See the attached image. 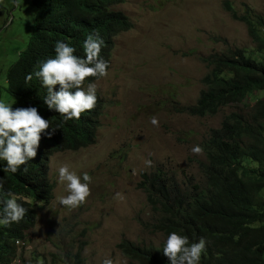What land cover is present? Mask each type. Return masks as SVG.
<instances>
[{
	"label": "rangeland",
	"instance_id": "1",
	"mask_svg": "<svg viewBox=\"0 0 264 264\" xmlns=\"http://www.w3.org/2000/svg\"><path fill=\"white\" fill-rule=\"evenodd\" d=\"M226 1L238 14L246 7L264 12V0H125L117 5L132 27L114 39L108 76L93 82L103 101L95 142L49 157L53 197L26 240L17 242L12 264H52L53 254L63 258L82 244L87 264H102L105 258L133 264L119 249L123 241L157 247L165 242L164 235L145 228L153 217L137 188L141 173L164 167L180 180L199 179L198 162L205 158L193 154L192 147L201 146L210 130L237 109L226 107L216 116L200 118L175 112L173 106L197 102L207 72L203 57L231 47L264 59V50L256 52L244 24L225 10ZM35 14L31 0H0V100L10 105L14 98L6 91V71L25 49L34 25L28 20ZM262 97L249 96L238 107H252ZM153 117L158 127L151 124ZM149 160L151 166L145 163ZM62 164L81 177L84 172L92 177L91 195L75 209L59 204L68 194L58 180Z\"/></svg>",
	"mask_w": 264,
	"mask_h": 264
},
{
	"label": "trees",
	"instance_id": "2",
	"mask_svg": "<svg viewBox=\"0 0 264 264\" xmlns=\"http://www.w3.org/2000/svg\"><path fill=\"white\" fill-rule=\"evenodd\" d=\"M124 1L31 0L36 8L31 36L6 71V91L14 98L13 109L34 106L51 127L59 128L51 138L47 133L42 135L36 157L17 173L5 171L6 162L0 160V200L10 198L6 193L11 192L18 197V203L29 209L19 223L0 225V264H12L17 242L26 240V232L53 197L49 157L92 145L103 108L97 95L93 111L83 113L80 120L64 123L63 117L44 104L47 89L34 73L45 60L55 57L57 41L69 43L76 48L75 54L84 58L83 42L95 33L105 41L100 56L110 67L115 37L132 27L125 13L116 9ZM224 8L233 20L244 24L256 52L261 53L264 12L246 7L238 14L227 1ZM201 62L207 72L201 79L203 89L197 102L182 108L173 106V110L204 118L216 116L226 107L237 109L225 115L221 125L211 129L202 142L205 159L198 162L199 179L190 176L180 180L164 167L141 173L137 188L145 194L153 217L145 228L164 235L165 240L171 232L186 235L190 243L205 238L207 249L201 264H264V59L245 48L226 47L203 57ZM29 74L30 81L26 79ZM96 80L87 79L84 88ZM53 90L59 91V85ZM70 91L74 93L76 89ZM256 94L263 97L254 106L238 107ZM163 246L164 243L157 247L125 240L119 249L133 264H170L163 255ZM83 248L82 244L76 252L67 251L63 258L53 254L52 264H87Z\"/></svg>",
	"mask_w": 264,
	"mask_h": 264
},
{
	"label": "clouds",
	"instance_id": "3",
	"mask_svg": "<svg viewBox=\"0 0 264 264\" xmlns=\"http://www.w3.org/2000/svg\"><path fill=\"white\" fill-rule=\"evenodd\" d=\"M34 23L35 16L28 20ZM105 41L98 33L89 34L83 42L84 58L76 55V48L69 43L57 41L54 46L55 57L48 58L39 67L34 75L42 81V86L47 89L44 104L48 110H55L63 122L80 120L82 114L93 111L98 103L97 86L90 83L87 89L84 82L89 78H106L109 64L100 53ZM27 80L32 79L29 74ZM59 85V91H54V86ZM71 89H76L73 93ZM151 124L159 126L156 117L151 119ZM52 129L51 132L47 130ZM50 126L48 119L43 118L34 106L18 107L0 100V160L6 162L5 171L15 174L22 166L26 165L37 155L42 135L47 133L48 138L58 129ZM195 155H203L204 149L194 145L191 149ZM151 166V161L145 162ZM26 171V169H25ZM58 180L66 184L67 195L59 198V204L69 209H75L87 202L91 195L90 184L92 177L84 172L82 177L70 170L68 164L58 168ZM3 190V178L0 177V191ZM10 198L0 200L3 210L0 212V225L5 227L12 223H19L28 213L18 197L8 192ZM116 198L124 199L121 193L115 194ZM207 241L201 237L197 242L189 241L186 235L171 232L168 234L163 255L170 264H201L202 255L206 252ZM102 264H114L111 258H105Z\"/></svg>",
	"mask_w": 264,
	"mask_h": 264
}]
</instances>
